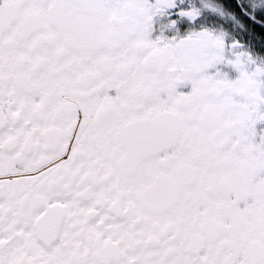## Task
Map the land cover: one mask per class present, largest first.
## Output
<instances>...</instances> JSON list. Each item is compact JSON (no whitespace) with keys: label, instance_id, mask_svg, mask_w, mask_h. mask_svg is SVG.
<instances>
[{"label":"snow or ice","instance_id":"obj_1","mask_svg":"<svg viewBox=\"0 0 264 264\" xmlns=\"http://www.w3.org/2000/svg\"><path fill=\"white\" fill-rule=\"evenodd\" d=\"M0 264H264V0H0Z\"/></svg>","mask_w":264,"mask_h":264}]
</instances>
